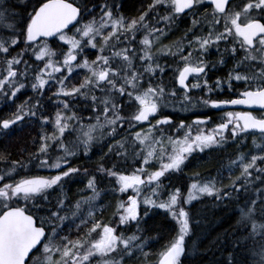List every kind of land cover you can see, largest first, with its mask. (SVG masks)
I'll return each mask as SVG.
<instances>
[{"label":"snow or ice","instance_id":"1","mask_svg":"<svg viewBox=\"0 0 264 264\" xmlns=\"http://www.w3.org/2000/svg\"><path fill=\"white\" fill-rule=\"evenodd\" d=\"M23 6L20 15L11 10L10 0H0V64L4 65L0 105L14 103L26 86L36 99L29 97L8 118L0 119V135H8L26 118L35 120L40 131L27 162L13 160L0 173V264H126L133 257L142 264L150 255L145 251L149 241L137 233H142L141 222L152 209H162L178 226L175 237L159 253L158 264H182L191 232L190 213L184 205L204 196L232 199L241 191L248 197L255 182L264 183V111H223L227 106L264 110V0H150L146 10L131 19L107 0L100 5L99 18L93 12L96 5L89 7L88 0H23ZM85 16L92 19L75 27L73 22L79 24ZM184 16L191 17V26L181 40L157 47ZM161 22L164 27H157ZM69 25L75 27L71 36L65 31ZM138 33L142 34L139 40ZM50 37L67 45V51L62 45L59 53L52 50L47 43ZM85 48L97 50L94 60L84 55ZM213 49L217 59L209 60ZM29 51L35 57L31 63L24 58ZM162 56L178 58L173 69L178 88H166ZM229 57L232 66L227 75L210 83L208 72L227 65ZM77 68L87 71L78 86L71 83ZM46 86L56 88L51 116L44 114L41 99ZM225 86L235 98L211 99ZM192 90L204 91L200 104L223 111L219 123L207 127L208 116L190 124L183 120L173 124L172 117L164 114L162 110L170 105L173 111L195 108L190 103ZM81 100L90 103L78 112ZM126 108L132 111L124 115ZM89 109V120L95 122L84 124L83 112ZM121 131L128 134L107 143V152L101 156V161L109 157L111 167L99 163L96 173L84 172L89 179L83 191L92 194L67 204L66 178L80 174L78 167L71 166L72 160L81 153L90 158L95 145L103 146ZM249 135L255 151L239 152L231 161L227 185L222 183V173L202 180L198 172L186 195L164 184V179L183 172L193 153L222 148L229 140L239 149ZM5 159L0 154V160ZM30 165L55 174L29 175ZM129 167V174H124ZM111 178L116 187H111ZM105 179L109 185L103 191L127 194L131 189L126 200L116 202L115 225L97 219V213L104 211L96 204L102 191L97 185ZM52 193H56L55 211L48 209L47 216L39 217L41 206L51 203ZM21 201L24 207L19 206ZM239 212L238 226L245 231L234 241L225 264H264V188L255 189V198L245 199ZM69 221V233L73 226L77 233L84 229L76 239L61 235ZM133 222L136 232L126 235ZM121 226L126 227L121 230Z\"/></svg>","mask_w":264,"mask_h":264},{"label":"trees","instance_id":"2","mask_svg":"<svg viewBox=\"0 0 264 264\" xmlns=\"http://www.w3.org/2000/svg\"><path fill=\"white\" fill-rule=\"evenodd\" d=\"M146 1L147 0H122L120 3V7L126 13L135 14L137 10H141L142 12L143 9H145L144 4L146 3ZM17 11L18 14L23 15L25 7L22 5L20 8H18ZM124 17L129 18L127 14H125ZM58 44L61 45L60 42H58ZM52 45L57 44L53 43ZM24 58H30V63L33 61V57L31 56V54H29V52L28 54H25ZM75 72L78 74L79 78H81L82 74V79L85 75H87V72L83 69H79ZM77 82L78 78L76 77V74H73L71 83L75 84ZM25 83L26 85H29L30 82L25 81ZM26 87L30 88V86ZM35 95L36 94L34 93H29L28 96H31L34 99ZM24 97H22V100L25 99ZM26 99L28 100V98ZM16 101L17 98L15 99V102ZM80 102L82 104L90 103V101L82 100ZM5 104L6 106H9L10 109H12V112L14 111L16 103H3L2 105ZM82 104H80L79 106H81ZM131 111L132 109L126 108L122 114L127 115ZM10 114H4V116H10ZM44 114L50 115L45 111ZM88 114L90 115V117L92 116V112L90 109L88 110ZM27 121L28 120L21 122L19 125H14L12 130L7 135L8 139H4L3 137L0 138V154L6 157L5 160H0V173H2V171L6 168L10 167L11 162L13 160H23L27 162L30 155L29 151H27L28 147L31 146L32 140L35 138L37 131L40 130L39 126L35 124V120V123L32 121V123L28 125V128H26V124L28 123ZM259 142L260 140L257 137V143ZM210 150L214 153L213 155L209 154L207 156L206 159L209 161H207L206 159L202 160L194 158L196 155L201 154V152L193 153V155L186 162V165L183 168V172L172 174L170 180L164 179V184L169 185L172 188H180L181 192L186 194L188 185L190 181L193 180V174L198 172L200 174L199 178L202 180L215 178L217 177L218 173H222V183L224 185H227L229 183L228 177L230 175L228 168L231 161L235 159L234 156H236L241 150H243V152H245V150H249L248 152L246 151L247 153L255 151L253 147V137L251 135H249L248 138L245 139L241 145H239V149L237 143L231 142L229 140V142L225 144L222 148L207 149L204 151V153ZM96 151L99 155L95 159L89 158L85 161L81 160V158H77L74 162L86 164V167L83 169L87 170L88 173H96V166H98L97 162L104 163L106 166H111V160L109 159V157H105L104 160L101 161V156L103 155L100 154L102 152H107V146L103 147L100 145V147H96L94 149V152ZM131 163V161L128 162L129 165H131ZM136 166L139 165L137 164ZM130 171L131 169L129 167L127 170L124 171V174L129 173ZM38 172L39 169H36L31 165L29 166V175H36L38 174ZM238 174L239 171L237 169L235 171V175ZM88 179L89 176L83 174L82 170H80L79 175H75L71 179H67L64 185L67 187L68 184H71L70 188L72 186V189L77 190L81 187L78 186L77 183L83 180L82 186L85 187ZM111 180V187H116L114 183L115 178H111ZM108 185V179L103 180L97 185L98 189L102 191L101 197L98 201H96V204L104 209L102 215L100 213H97V219L100 220L102 223H108L111 221L112 225H115L118 221V217L113 216L116 202L119 199L126 200L128 193L121 194L118 192L114 193L110 190L103 191L105 188L108 187ZM257 188H264V183H261L259 181L255 182L253 189L248 194V197L255 198V189ZM64 191L66 192L68 197L66 203L72 204V202L75 201L74 197H72L73 194L65 188ZM225 191H229V189H225ZM108 194H112L115 197L114 202L110 205L109 203L112 201V198H106L110 197ZM248 197H246L243 191H241V193L239 194L234 193L232 199L225 197L222 200H217L215 197L204 196L196 201H193L191 205H184L185 209L190 213L191 232L190 235L186 238V253L182 257V264H225L226 258L228 257L229 253L233 250L234 241H236L240 237V235L243 234L245 231L243 228L238 226V221L240 219L239 208L244 205L245 199H247ZM55 203L56 202L54 201L48 204H43L38 212V216L45 217L48 215V209L55 210ZM86 207L87 206H85V210H87ZM141 214L143 215V208ZM76 223H79V221L77 220ZM70 224V221L65 224L61 235H69L70 239H74L78 235L83 234V228L80 230L79 233H77L74 229V226L71 233H69ZM133 224L135 225L134 222ZM90 226L91 225H89V227ZM131 226L132 224L130 225V228ZM123 228L124 227L121 226V229ZM141 228L143 232L146 233V235L148 236L149 244L145 248V251L150 254L149 258L146 261H143L142 259V264H156V262H154L155 255L157 253H160L164 249V247L170 242V240L175 237L178 231V226L175 224V221H173L171 217L162 209H152L149 212V215L145 218V220L141 222ZM135 230L136 229H134V231ZM57 243H59V240H57ZM137 255H139V253ZM237 259H239V256H237ZM132 261L133 264H137V260L135 257H133V260H127L126 264Z\"/></svg>","mask_w":264,"mask_h":264},{"label":"flooded vegetation","instance_id":"3","mask_svg":"<svg viewBox=\"0 0 264 264\" xmlns=\"http://www.w3.org/2000/svg\"><path fill=\"white\" fill-rule=\"evenodd\" d=\"M103 2L105 3L106 0H103ZM113 2H118L120 4L121 0H113ZM14 8L18 9L17 6H14ZM131 18H133V17H130L129 19H131ZM190 26H191V17L190 16H184L182 19L177 20L175 26L165 36V41H166L167 45H172L175 42L180 41L181 38L184 36V33H185L186 29L188 27H190ZM157 27H164L163 22L158 24ZM141 36H142V34L138 33L137 34V39L140 38ZM189 38H191L190 35H189ZM207 58L209 60H212V58H216L217 59L216 50L213 49L211 51L210 55ZM160 59L162 60L161 61L162 64L166 65L165 71H167V70L174 69V67H175L174 60L178 59V58H172L170 56H162ZM168 65H171V67H169ZM231 66H232V62H231V58L229 57L227 65L217 66L215 69H212V70H210L208 72L209 82L212 83L217 77H221V78L225 77L227 75L228 69ZM173 74L174 73L172 72L169 75V77H166V76H165V78L162 77L166 88H172V87L178 88V84H176L175 81L173 80ZM157 75L159 76V73H157ZM191 79L192 78L189 77L190 81H191ZM234 84H235V82H234ZM54 89L56 90L55 87H54ZM239 90H242V85L239 86ZM192 91L189 93L190 96H192ZM199 91L203 92V94H204L203 90H199ZM48 97H52V94L48 95V91L45 90L44 96L41 98L43 103H44L45 112H48V111L50 112L52 110H55V105L53 104V101L55 100V97H52V100H49ZM178 97H179V92H178ZM201 97H203V96L200 95V98ZM229 98H235V93H230L227 90V86H225V90L223 92H214L211 95V99H229ZM173 103H175V107L177 109L181 108V104L178 103L177 101H173ZM6 108H7V106H5V105L0 107V118L1 117H5V116H2V115H4L3 111ZM195 110L194 111H179V110L178 111H173L172 110V106L170 105L168 108H165L162 111L164 112L165 115H170L172 117L173 124H179L180 121H174V120L180 119V118H182V120L185 122V124H190L197 117L203 119V118H206V117L210 116L211 120L209 121V124L207 126L209 128L213 127L216 123L220 122V118L223 116V111H253L254 114H259L261 111H264V110H260V109H247V108H245L243 106H227L223 111L219 110V109H211V108H208V107H204L203 109H201L199 111H195ZM83 114H84V112H83ZM157 118H159V116H157ZM152 122L154 123L155 121L153 120ZM146 125H147V122H145V126ZM52 174H55V173L53 172ZM129 191L131 193V189H129Z\"/></svg>","mask_w":264,"mask_h":264},{"label":"rangeland","instance_id":"4","mask_svg":"<svg viewBox=\"0 0 264 264\" xmlns=\"http://www.w3.org/2000/svg\"><path fill=\"white\" fill-rule=\"evenodd\" d=\"M122 1V0H121ZM88 3H89V7H91L92 6V4H95L96 5V8L95 9H93V12H94V14L97 16V18H99V15H100V5H102V4H104V2H103V0H88ZM107 3L108 4H113V3H115L116 5H119V14H121V15H125V14H127L128 15V17L130 18V17H138L140 14H141V10H137L136 12H135V14H133V13H126V12H124L122 9H121V7H120V4L118 3V2H113V0H107ZM150 3V0H147L146 1V3L144 4V7H145V9H143V11L144 10H146V8H147V5ZM10 4L12 5V11L13 12H15V13H18V9L16 10L15 8H14V6H17L18 8L20 7V6H22L23 5V0H10ZM142 6V5H141ZM140 6V7H141ZM140 7H138V8H140ZM92 19V17L91 16H85V19L84 20H81L80 21V23L76 26V27H80L82 24H84V23H86L88 20H91ZM149 20H151V15H150V17H149ZM75 31V28L69 33V34H67V35H69V36H71V35H73V32ZM79 38V37H78ZM141 38V37H140ZM140 38H138L137 40H139ZM63 43V42H62ZM161 45H167V43H166V41H165V37H163L162 38V41H161V44H159V45H157V47H160ZM52 48H57V51H61V48L59 47V46H57V45H52L51 46ZM67 45H65V48H66V50H65V52L67 51ZM27 54V53H26ZM105 54H109V53H105ZM84 55L85 56H87V58L89 59V61H91V60H94L95 58H96V55H97V50L96 49H91V48H85V50H84ZM33 58L35 59V57L33 56ZM83 57H81L80 59H82ZM212 60H216V58H212ZM162 60L160 59V63L162 64V62H161ZM39 64H41V66H43V64H42V62H38ZM4 67V65L3 64H0V69L1 68H3ZM2 71V70H1ZM173 72V69H171V70H167V71H165L164 72V74H163V77L165 78V76L166 77H169V75L171 74ZM82 75V74H81ZM54 87L51 89V90H47L48 91V95H51V94H53V92H54ZM26 92H25V94H29V92L27 91V90H25ZM98 94V93H97ZM23 95V94H22ZM200 95L201 96H204V94H203V92H201V91H199V90H193L192 91V100H191V102L190 103H194V104H196V107L195 108H191V107H189V110L188 111H194L195 109V111H199V110H201V109H203L205 106L204 105H202V104H200L199 103V99H200ZM83 101V100H82ZM80 104H82L81 102H80ZM79 104V105H80ZM79 105H77V108H76V110L79 112V109H80V106ZM83 105V104H82ZM81 105V106H82ZM4 114H10L11 112H12V109H10L9 107H7L4 111ZM84 121H89V117H90V115L88 114V110H86V111H84ZM179 120H182V118H180ZM28 123L26 124V128H28V125H30V123H32V121L31 122H29V121H27ZM34 122V121H33ZM95 121L93 120V121H89V123H94ZM125 128H127V126H125ZM134 130H139V128H137V129H134ZM39 131L40 130H38L37 131V133H36V136H35V138L37 137V139H38V133H39ZM128 133H125V132H123V131H121V135H117L114 139H112V140H107V141H105L104 143H103V147L104 146H107V143H115V140H119V139H121L122 138V136L123 135H127ZM1 137H3L4 139L5 138H7V135H0V138ZM8 139V138H7ZM129 139H130V135H129ZM96 147H100V145H95L94 147H93V153L91 152L90 153V158L91 159H95L99 154H97V151L96 152H94V149L96 148ZM36 150V145H34L33 144V140H32V144H31V146L30 147H28V150L27 151H29V153H32V152H34ZM249 151V150H245V153H247V152ZM240 152H243V150H241ZM213 151H208V152H203V153H201V154H199V155H196L194 158H196V159H202V160H205L206 158H207V156L210 154H212L213 155ZM104 154V152H102L100 155H103ZM206 154V155H205ZM217 154V153H216ZM238 154H239V152H238ZM238 154L236 155V156H234V158L236 159V157L238 156ZM77 158H81V160H87V159H89V157H86V156H84L83 155V153H81L80 155H78L76 158H74L73 160H72V163H71V166H73V167H78L80 170H82V172H83V174H84V172H85V170L83 169V168H85L86 166V164H84V163H82V164H80L79 162L78 163H75L74 161H75V159H77ZM207 160V159H206ZM98 161V160H97ZM207 161H209V160H207ZM99 163L97 162V165H98ZM9 165V164H8ZM106 166V165H105ZM93 167H95V166H93ZM97 167L98 166H96V169H97ZM106 167H111L110 165H108V166H106ZM9 168V167H8ZM8 168H6L5 170H3V171H6ZM131 169V168H130ZM150 170H154V169H150ZM2 171V172H3ZM193 177V176H192ZM191 177V178H192ZM174 179H175V177H174ZM193 182V180L192 181H190V183H189V185H188V188H189V186H190V184ZM68 183V182H67ZM78 184V186H81L80 188H78L77 190L76 189H72V186H71V188H70V185L71 184H68V186L66 187L65 185H64V188L65 189H67L69 192H71L73 195H72V197H74V200L75 201H77V200H79V199H81V197L82 196H85V195H88V196H90L92 193H91V191L89 190V191H87V192H84L83 190L85 189V187H83L82 185H83V180H81V182L79 181V183H77ZM86 186V185H85ZM188 190V189H187ZM90 194V195H89ZM186 194H187V192H186ZM185 194V195H186ZM110 197H106V198H112V201L109 203V205L110 204H112L113 202H114V195H112V194H108ZM55 196H56V193H52V195H51V197H50V200H51V202H54L55 201ZM75 201L74 202H72V204H74L75 203ZM142 208H143V206L141 207V213H142ZM86 209H87V207H86ZM55 211V210H54ZM86 211V210H85ZM61 214H63V213H61ZM135 223V222H134ZM134 225V224H133ZM64 227H65V225H64ZM128 228H129V231H130V226H127ZM134 229H136L135 228V225H134ZM134 229H133V231H128V232H126V235H131L133 232H136V230L134 231ZM99 231V230H98ZM138 235H142L144 238H146V239H148V236L146 235V233H144L143 231H142V233H137ZM93 236L95 237V234H93ZM77 238V237H76ZM76 238H74V239H76ZM41 251H42V249H41ZM155 251V250H154ZM152 254H153V252H152ZM37 255H39V254H37ZM158 257H159V253H157L156 255H155V260H154V262H157V260H158ZM130 260H133V258L132 259H130ZM30 264H31V262H30ZM127 264H133V261L132 262H129V263H127Z\"/></svg>","mask_w":264,"mask_h":264},{"label":"bare ground","instance_id":"5","mask_svg":"<svg viewBox=\"0 0 264 264\" xmlns=\"http://www.w3.org/2000/svg\"><path fill=\"white\" fill-rule=\"evenodd\" d=\"M83 20H84V19H83ZM25 92H26V91H24L22 94H23L24 96H28L29 94H25ZM2 116H4V115H2ZM174 121H181V120L176 119V120H174Z\"/></svg>","mask_w":264,"mask_h":264},{"label":"water","instance_id":"6","mask_svg":"<svg viewBox=\"0 0 264 264\" xmlns=\"http://www.w3.org/2000/svg\"><path fill=\"white\" fill-rule=\"evenodd\" d=\"M74 23V22H73ZM69 26H71V25H69ZM244 107V106H243Z\"/></svg>","mask_w":264,"mask_h":264}]
</instances>
